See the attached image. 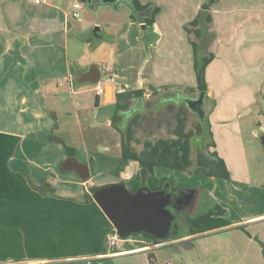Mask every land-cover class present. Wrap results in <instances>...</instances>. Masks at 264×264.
Here are the masks:
<instances>
[{
    "label": "crops",
    "instance_id": "crops-1",
    "mask_svg": "<svg viewBox=\"0 0 264 264\" xmlns=\"http://www.w3.org/2000/svg\"><path fill=\"white\" fill-rule=\"evenodd\" d=\"M139 1L159 7L151 30L145 33L142 15L136 20L130 15L116 23L105 20L94 35L79 38L83 32L73 37L68 32L71 6L67 0L40 4L0 0V191L11 190L9 197L0 200V262L150 264L148 253L152 252L157 264H255L249 245L255 232L250 230L264 220V174H255L249 166L248 148L238 126L226 125L233 117L230 108L236 106H230L228 97L233 96L228 94V80L216 77L218 64L213 63L229 54L232 64H248V55L255 58L249 64H264L261 52L256 57L262 50L255 46L256 38H264V0H217L210 7L209 29L214 38L209 50L215 59L207 65L205 77L208 100L214 101L208 113L215 143L211 149L218 151L223 143L226 150L219 149L218 155L232 173V168L237 169L229 153L236 147L245 174L211 176L207 181L199 173L155 166L152 175L157 181L153 184H160L162 178L167 179L165 183L160 189L137 191V174L142 168L121 156L120 133L111 124L115 91L149 85H169L177 91L196 85L184 25L205 0H174L183 16L172 13L173 7L164 12V1ZM89 5L96 9L109 4ZM111 7L120 9L119 5ZM161 45L171 50L176 63L167 64ZM258 68L260 72L256 67L246 71L252 80L236 76L237 83L247 81L239 90L248 94L250 86V96L255 83H264V65ZM106 70L113 74L112 81L102 80ZM99 85L103 86L101 93ZM243 97L246 107L249 103ZM51 113L58 124L56 134L75 149L77 160L87 166V175L61 168L65 148L48 141ZM49 174L54 176L56 195H42L28 181L38 185ZM110 184H122L136 199L152 200L149 209L139 212L145 227L114 243L107 240L115 228L113 222L99 204L85 199V192L93 196L91 186ZM216 205L229 223L192 232L189 219ZM120 213L131 219L127 210ZM162 248L167 251L159 253Z\"/></svg>",
    "mask_w": 264,
    "mask_h": 264
},
{
    "label": "trees",
    "instance_id": "trees-1",
    "mask_svg": "<svg viewBox=\"0 0 264 264\" xmlns=\"http://www.w3.org/2000/svg\"><path fill=\"white\" fill-rule=\"evenodd\" d=\"M217 0H205L201 4L198 13L188 22L185 23L184 29L189 35V42L193 54V67L195 71L196 85L188 87L190 92L202 94L203 102L201 111L198 112V121L194 128H186V118L183 107H187L182 101L179 105V110L176 113V122L173 125L166 127V134L153 137L149 136L141 146H138V139L134 137L136 127L138 126V119L145 110L144 102L147 95V90H150L149 95H156L163 93L167 88H157L149 85L147 88H137L132 90H116L114 114L111 120L112 126L120 133L121 142V156L126 159L134 160L138 163L140 168L147 171V185L150 189H160L162 184L167 180L162 178L160 184L156 185L157 179L153 177V170L155 166H163L177 170L186 171L189 173H202L209 176L229 178V172L226 163L222 157L218 155L214 147L212 132L210 130V122L207 113V82L205 79V70L207 65L214 57L213 52L209 50V45L213 41L214 33L209 29V24L212 21L210 7ZM134 11L131 12V18L138 19L137 11L141 12V22L144 23L146 30H151L154 23V17L159 12V7L153 2L141 3L139 0H131ZM156 37V34H154ZM155 39L153 38L152 41ZM178 94H182L177 90ZM164 95V93H163ZM183 95V94H182ZM171 96H165L161 102L173 101ZM213 100L211 103L213 105ZM176 103V102H174ZM188 108V107H187ZM190 110V108H189ZM53 124L48 137L50 143L62 144L65 148V159L61 163V168L76 169L82 176L87 175V166L81 163L75 157V149L67 145L64 140L56 134L58 124L54 113H51ZM201 144L203 148H196L195 142ZM137 142V143H136ZM193 154H195L193 156ZM141 174H137V187L140 185ZM30 185L42 195H56L57 189L54 184V176L49 174L48 177L36 185L28 178ZM99 186H91L90 192H94ZM175 189V188H172ZM11 195V190L0 191V200ZM85 199L96 203L93 196L85 192ZM223 209L220 206L215 209H210L201 216L190 218L189 221L194 228L192 232H202L213 227L226 225L229 221L222 217ZM146 236L157 242L158 239L149 234ZM150 264H157L155 256L152 252L148 253Z\"/></svg>",
    "mask_w": 264,
    "mask_h": 264
},
{
    "label": "rangeland",
    "instance_id": "rangeland-1",
    "mask_svg": "<svg viewBox=\"0 0 264 264\" xmlns=\"http://www.w3.org/2000/svg\"><path fill=\"white\" fill-rule=\"evenodd\" d=\"M67 1L69 5L71 6V8L69 7V21L71 22V26L69 27L68 32H69V35L73 34L71 35L72 37L76 34V32H79V31L83 32L81 33L83 35H81L79 38H82L85 35L90 37L94 35L93 32L95 31L96 27L100 26L99 23H104L105 20L106 21L111 20V22L116 23L118 20L128 19L129 16L131 15V10L124 0L119 2V6H120L119 10H115L109 5H100L96 9H93L89 4L79 1V0H67ZM75 1H79L81 5L80 8L76 9V11L79 14V19L74 18L72 16V11H73L72 5ZM160 1H164L167 4V6L169 5V7L167 6L165 7L164 4L162 5L163 6L162 8L166 10L164 12H167V11L169 12L171 8L173 7L174 11L172 13H178L180 16H183L184 13H182L181 10H178L180 9V7L177 4H175L174 0H160ZM78 34L79 33H77V37H78ZM256 39L257 41L255 42V46L257 50L258 49L262 50V51L256 52V57L258 53L261 52L262 55L260 56H262L264 59V40L261 42L258 41L264 38H256ZM168 42L173 43V41H168ZM164 47L165 45H161V52L162 50H163V53L166 52V55L163 57L166 59V61H168L167 64L176 63L175 56L170 52L171 50L167 51L166 49H164ZM147 54L148 53L144 51V56H146ZM230 56L229 54H225V57L222 60H218L216 62L214 61L213 63V64H218L216 67V71H219V72L216 73L215 71L216 77L219 78V76H224L228 80V84H227V90H229L228 94L231 93L233 96V97H228L227 95V97L230 99V102H229L230 106L237 107V110H235L236 107L230 108L231 110L230 115L233 117L228 119V121L226 122V125L228 127L238 126L240 130V135L242 137L243 145L244 147L246 145L248 148L249 154L247 157L249 159V166L254 167L255 174L257 175H260L262 173L264 174V151H263L264 149H262L261 141H260V134H261L260 129L262 126H264V83L262 84L255 83L254 85L255 91L252 96H250V86L248 87L249 88L248 94H246V92L242 90H239V88L243 86L244 83H247V81L245 80L249 81L253 79L251 72H246L249 69V67H256V70L259 71L260 69L258 68V66L263 67L264 64H249L251 60L255 59L253 56L251 58L249 55L245 56L247 60V62L245 63H248V64H232V60ZM188 58L191 59L190 54L188 55ZM192 58H193V54H192ZM214 59H215V54L211 61H213ZM192 63H194V60H192ZM160 65L161 67L163 66V64H160ZM232 69L234 70L233 72L234 74L231 72ZM236 76L238 78L240 77L245 80H242L237 83ZM256 80L257 82H260V80H258L257 78ZM164 86L166 88H169L167 90H161V91H164L163 92L164 95L163 93H157L156 95L155 94L149 95L150 90H147V95H146V99L144 102L145 110L139 116V119H138L139 127H136V131L134 134V137H136L139 140L138 146H141L144 140L149 138V136L159 137V136L165 135L166 127L168 125H173L176 122V113L179 110L180 108L179 105L182 101L177 102L175 101L174 98L180 94L176 93L177 92L176 89L171 90L170 87L172 86H169V85H164ZM182 87L184 89H180V91L184 96H187V97L196 96V93H191L187 86H182ZM233 89L235 90L233 91ZM165 96H171L173 98L172 99L173 101L161 102V100H163ZM243 96H246L245 100L248 101L249 103L247 104L246 107L244 106L246 102L242 100L244 98ZM253 96L255 98H253ZM185 105L188 108L184 106L182 107H183V110H184L183 112L186 118V128L187 129L194 128V125L198 121V112L189 110V105L186 102H185ZM211 105H212L211 101L207 102V108H206L207 113L210 112ZM208 119L210 122L209 117ZM202 143L203 141L200 142V144L195 142L194 146L196 148H203V146L201 145ZM219 147L221 151L226 150L223 146V143H220ZM229 154H230L231 160L234 162L235 168L237 169V170H234L232 168V173L228 169L229 175L234 173L236 177H242V175L245 174V169L241 167V162H239L241 151L238 150L236 147H234L233 149L230 150ZM194 155L195 154H193V156ZM227 157L230 161V157L228 155ZM248 172L251 174L250 168L248 169ZM199 174H202V173H199ZM202 175L206 176L207 181L211 179L210 178L211 176L209 175H206V174H202ZM212 182L213 181L209 182V185H212ZM196 185L197 187L199 186L201 187L200 183H196ZM250 232L252 233L255 232L252 238V241L249 244L250 252L252 253V259L255 260V264H264V220L258 221L255 227L252 230H250ZM166 251H167L166 249L162 248L160 249L159 253H164ZM176 255L174 257H176ZM9 263L14 264L11 262Z\"/></svg>",
    "mask_w": 264,
    "mask_h": 264
},
{
    "label": "water",
    "instance_id": "water-1",
    "mask_svg": "<svg viewBox=\"0 0 264 264\" xmlns=\"http://www.w3.org/2000/svg\"><path fill=\"white\" fill-rule=\"evenodd\" d=\"M80 1L90 4L89 0H80ZM124 1L129 6L131 11H134V7L131 1L130 0H124ZM102 2L107 3L114 7H117L119 5L116 2V0H102ZM174 99L177 102L185 101L189 105L190 110L197 112L201 111L203 105L202 94H198L196 98H189L182 95H178ZM260 141L262 147L264 148V130L260 135ZM142 189L149 190V187L147 185V171L145 169L141 170V180H140V185L137 188V191H140ZM92 195L96 203L101 206L102 210L107 214V216L113 222L117 236L122 237L131 231L137 229L140 230L145 227L138 217L139 212L143 211L144 209H149L152 200L148 199L149 201H146L140 199V197L136 199L134 195L128 192L122 184H110L103 187H99L96 191L92 193ZM167 206L169 208L170 207L173 208L170 204H168ZM122 209L127 210L128 212L131 213L130 214L131 219L123 218V216L120 213Z\"/></svg>",
    "mask_w": 264,
    "mask_h": 264
},
{
    "label": "built area",
    "instance_id": "built-area-1",
    "mask_svg": "<svg viewBox=\"0 0 264 264\" xmlns=\"http://www.w3.org/2000/svg\"><path fill=\"white\" fill-rule=\"evenodd\" d=\"M44 1H45V0H34V2L37 3V4H40V3L44 2ZM80 6H81V5H80V2H79V1H75V2L73 3V5H72V8H73L72 16H73L74 18L79 19V14H78V12L76 11V9L80 8ZM102 75H103V77H102L103 79H102V80H103L104 82H109V81H112V80L114 79L113 74H112L111 72L107 71V70H106ZM97 91H98V93L103 92V86H102V85H99L98 88H97ZM118 237H119V236H117L115 229H113L112 232L109 233V234L107 235V240H109V242H111V243H114L115 240H116ZM0 264H10V263H3V262H0Z\"/></svg>",
    "mask_w": 264,
    "mask_h": 264
},
{
    "label": "flooded vegetation",
    "instance_id": "flooded-vegetation-1",
    "mask_svg": "<svg viewBox=\"0 0 264 264\" xmlns=\"http://www.w3.org/2000/svg\"><path fill=\"white\" fill-rule=\"evenodd\" d=\"M98 1H102V0H89L90 4H94L95 2L97 3ZM122 0H116V2L119 4V2H121ZM137 16H141L143 15L141 12L137 11Z\"/></svg>",
    "mask_w": 264,
    "mask_h": 264
}]
</instances>
